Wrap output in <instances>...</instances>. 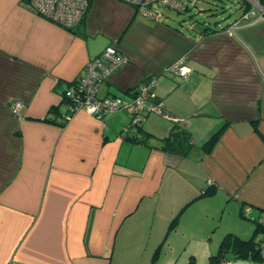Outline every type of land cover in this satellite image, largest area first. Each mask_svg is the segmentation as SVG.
Instances as JSON below:
<instances>
[{
  "label": "crops",
  "instance_id": "obj_1",
  "mask_svg": "<svg viewBox=\"0 0 264 264\" xmlns=\"http://www.w3.org/2000/svg\"><path fill=\"white\" fill-rule=\"evenodd\" d=\"M233 2L225 20L187 27L90 0L66 28L26 0H0V264H170L178 250L190 264L227 233H253L264 212V0ZM108 44L126 60L97 96L129 99L154 77L167 116L129 125L123 110L97 119L80 108L58 124L62 91ZM181 57L184 76L167 69ZM172 125L188 142L164 148Z\"/></svg>",
  "mask_w": 264,
  "mask_h": 264
},
{
  "label": "built area",
  "instance_id": "obj_2",
  "mask_svg": "<svg viewBox=\"0 0 264 264\" xmlns=\"http://www.w3.org/2000/svg\"><path fill=\"white\" fill-rule=\"evenodd\" d=\"M123 1L134 5L139 12L147 16L156 15V9L150 6L154 2L179 10L185 8L180 0ZM89 2L90 0H26V5L31 11L46 17L50 21L66 28H72L81 22ZM242 15L244 19L249 17L248 12H244ZM125 60V55L112 44H108L98 54L88 59L81 68V72L62 93L67 106L62 118L67 120L80 108L86 109L90 115L92 114L97 119H102L108 111L123 110L130 117L129 125H140L145 119V114L149 112L167 116L163 113L160 102H157L153 97L151 90L156 83L154 77H147L139 82L129 99L118 95L97 96L96 92L101 82ZM183 62L184 58L181 57L168 65L167 69L173 74L184 76L188 68L183 65ZM21 106L22 103L19 100H14L11 102L10 108L18 111ZM256 219L259 224L264 225V212H261ZM259 243L260 255L264 256V239ZM221 264H230V261L225 259L221 261Z\"/></svg>",
  "mask_w": 264,
  "mask_h": 264
},
{
  "label": "rangeland",
  "instance_id": "obj_3",
  "mask_svg": "<svg viewBox=\"0 0 264 264\" xmlns=\"http://www.w3.org/2000/svg\"><path fill=\"white\" fill-rule=\"evenodd\" d=\"M182 5L185 4L187 7L182 10L168 7L166 5L158 4L157 2L152 3L150 6L154 7L157 11H160L161 15H166V17H172L175 20V23L180 25V23L186 22L189 27L193 23H197L207 19L210 21L225 20L229 14H232L236 7V2L233 0H180ZM154 112H151V114ZM223 225L216 226L218 231H221L220 228ZM211 251H216L212 248ZM208 251L197 250L196 254L193 256V261L190 264H205L206 256L208 255ZM188 254L182 252V250L176 251L174 254L168 255L167 259L170 260V264H186L188 260ZM231 264H250L247 259L243 258H234L233 256H228ZM190 259V258H189ZM254 264H264L259 263L258 261L253 262Z\"/></svg>",
  "mask_w": 264,
  "mask_h": 264
},
{
  "label": "trees",
  "instance_id": "obj_4",
  "mask_svg": "<svg viewBox=\"0 0 264 264\" xmlns=\"http://www.w3.org/2000/svg\"><path fill=\"white\" fill-rule=\"evenodd\" d=\"M244 14V13H243ZM69 81L68 84H71ZM65 90V89H64ZM64 90L62 93H64ZM62 95V101L65 103V99L63 94ZM67 107V106H66ZM66 111V109H65ZM65 111L63 112V115L56 117L55 121L58 124H65L66 119L62 118L64 117ZM220 129L216 130L209 136V138L204 142L203 146L204 149H208L211 147L213 142L216 140L218 133ZM163 142V147L169 146L171 144L177 145L180 143H187L188 142V135H180L176 133L175 127L172 125L169 133L167 136H164L163 138H160ZM211 188V186L207 187L203 190V194L207 193ZM260 232L261 236L260 238L255 240V234ZM264 239V225H261L257 222V219H255V226L253 233L248 238H241L239 236H236L233 233H227L223 236L220 243H218V248L214 253H211L209 256H207V261L205 264H221L222 260H229L228 256H233L234 258H243L247 259L248 261H258L259 263H264V256L260 255L259 251V242ZM230 261V260H229ZM231 264V261H230ZM254 264V263H253Z\"/></svg>",
  "mask_w": 264,
  "mask_h": 264
},
{
  "label": "water",
  "instance_id": "obj_5",
  "mask_svg": "<svg viewBox=\"0 0 264 264\" xmlns=\"http://www.w3.org/2000/svg\"><path fill=\"white\" fill-rule=\"evenodd\" d=\"M249 263H250V264H253V262H252L251 260L249 261Z\"/></svg>",
  "mask_w": 264,
  "mask_h": 264
}]
</instances>
